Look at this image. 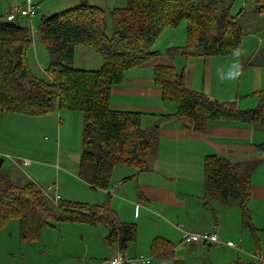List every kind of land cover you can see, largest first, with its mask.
Segmentation results:
<instances>
[{"label": "trees", "instance_id": "16d2710c", "mask_svg": "<svg viewBox=\"0 0 264 264\" xmlns=\"http://www.w3.org/2000/svg\"><path fill=\"white\" fill-rule=\"evenodd\" d=\"M234 1L128 0L126 8L110 11L115 27L110 38L105 35V11L86 3L43 17L36 37L49 54L48 80L30 71L26 59L32 43L29 28L15 20L0 19V111L33 117L62 110L82 113L78 176L96 189H106L116 165L144 169L145 158L156 152L158 140L155 130L140 127L141 113L111 109V88L122 82L125 72L159 55L153 51L155 40L164 29L183 21L187 44L169 49L168 56H238L242 30L230 13ZM257 7L264 19V0H258ZM79 46L91 47L99 54L103 61L100 69L74 68ZM154 79L163 91V100L176 102V116L188 118L196 132H204L214 121L264 123V89L258 94L261 105L241 112L234 102L220 103L187 89L184 69L157 67ZM7 178L0 176V227L17 219L23 241L39 239L53 221L104 224L108 243L121 252L136 240V226L116 221L107 204L60 202L54 207L34 183H14ZM204 183L210 198L225 203L249 196L243 167L216 155L206 159ZM243 219L246 223V214Z\"/></svg>", "mask_w": 264, "mask_h": 264}, {"label": "crops", "instance_id": "0c3cea01", "mask_svg": "<svg viewBox=\"0 0 264 264\" xmlns=\"http://www.w3.org/2000/svg\"><path fill=\"white\" fill-rule=\"evenodd\" d=\"M27 1L36 6L37 14L43 13L44 17L85 4H80L81 0H0V19L6 20ZM41 1L44 2L39 3ZM252 1L257 4V0ZM241 3L243 11L248 0ZM40 8L42 12H39ZM62 8L65 10L60 11ZM15 21L34 29L32 20L16 18ZM168 29L163 32L170 37L164 52L156 51L159 55L125 72L122 82L110 90L111 109L141 113L140 126L155 130L158 140L156 152L145 159L144 169L134 166L135 170L128 169L126 175L117 179L112 176L108 187L96 192V198L89 201L95 206L107 204L116 221L134 224L137 228L136 240L123 252L116 245L107 243V233L104 238L109 254L101 264L118 253L127 259L144 256L150 259V264L153 260L160 261L156 264H264V123L214 121L209 122L204 132H196L188 118L176 116L177 103L163 100V91L154 79L157 67H168L178 72L184 69L187 89L220 103L234 102L239 111L247 112L261 105L258 94L264 89L261 81L264 67L257 68L244 93L228 98L217 97L211 93L210 87L211 61L216 60L197 55L187 58L180 54L168 56L165 52L169 49L184 47L176 30L167 32ZM185 40L187 44V37ZM86 48L93 49L83 47V52H87ZM199 60H203V64ZM99 61L102 65L103 61ZM61 113L55 114L59 116ZM83 122L84 117L82 126ZM211 155L243 167L249 179V196L246 199L225 203L206 194L205 165ZM15 165L20 168V162ZM25 179L28 178L22 182H26ZM28 180L33 181L32 178ZM51 187L54 191L47 188V200L51 202L57 194L61 202H66L57 193V184ZM90 189L98 190L91 185ZM243 214L247 216L246 223ZM83 225L92 229L103 225L107 231L104 224ZM85 231L96 233V230ZM104 232L100 230L99 233L103 235ZM191 233L216 234L222 244L185 242V236ZM226 242H232L234 246L229 247Z\"/></svg>", "mask_w": 264, "mask_h": 264}, {"label": "rangeland", "instance_id": "374dc122", "mask_svg": "<svg viewBox=\"0 0 264 264\" xmlns=\"http://www.w3.org/2000/svg\"><path fill=\"white\" fill-rule=\"evenodd\" d=\"M241 1L236 0L230 10L232 17L236 19L235 22L242 30L240 54L213 57L212 59L216 61H211L213 67L210 72V87L211 93L217 97L228 98L244 93L248 89L249 79L255 75L257 68L260 70L264 67V19L261 13L257 12L258 7L255 1L248 0L243 11ZM79 3H86L85 5L89 7L95 6L105 11V35L108 38L115 31L110 11L128 6V0H81ZM62 10L65 9L62 8L60 11ZM39 12H42L41 8ZM41 14L43 13H38L31 18L35 26L33 30L29 29L32 32V43L26 59L32 74L42 80H48L46 68L50 63L49 54L36 37L37 28L44 17ZM47 16L49 15L45 17ZM186 26V21H183L172 28L177 32L178 40L182 39L181 43L184 46L187 37ZM166 29L155 40L153 51L162 53L163 50L164 52L170 40V37L163 33ZM172 29H168L167 32H173ZM77 48L76 61L73 65L75 69L96 71L101 68L99 60L102 59L93 49L86 48L84 50L87 52H83V47ZM199 61L203 64V60ZM187 65L191 66L189 62ZM37 67L42 69L38 70ZM177 67L179 70V66ZM245 69L247 71H244ZM261 81L264 87L263 76ZM226 92L230 95L226 96ZM168 103L176 104L174 101ZM61 112L59 116L50 113L33 117L0 111V159L3 160L0 176L8 177L7 179L14 183L23 181L25 177L30 180L32 178L46 198L49 197L46 194L47 188L57 184L59 189L57 193L62 196L63 201L95 206L89 201L96 198L95 193L101 189H90V185L78 176L83 151V114L68 110ZM140 127L145 129L144 125ZM25 160L29 162V167L21 169L15 165ZM117 166L114 167L116 171L112 173L110 181L112 176L117 179L126 175L129 172L128 169L135 170V167L131 165ZM28 179H25L26 182H31ZM56 212L60 213L58 210ZM83 228L96 230V233L90 234ZM100 230L105 231L103 235H100ZM107 233L108 229L106 231L103 225L92 229L83 223L53 221L51 226L42 230L39 239L23 241L19 222L17 219H12L0 227V264H101L109 254L104 238ZM141 240L143 242V239ZM157 262L160 263L158 260H153L152 264Z\"/></svg>", "mask_w": 264, "mask_h": 264}, {"label": "built area", "instance_id": "2783aa9c", "mask_svg": "<svg viewBox=\"0 0 264 264\" xmlns=\"http://www.w3.org/2000/svg\"><path fill=\"white\" fill-rule=\"evenodd\" d=\"M37 15V8L33 5L30 1L25 2L23 6L18 8L16 12L12 13L8 16L6 20L14 21L16 18H25L27 20H31L32 17ZM28 162L21 161L20 168L27 167ZM49 191H54L53 187L48 188ZM61 201L59 195L55 194L54 198H51V203L55 206H59V202ZM185 242L187 243H195V244H203V245H210V244H222L216 234L212 233H191L185 236ZM229 247H233L232 242L225 243ZM105 264H150V259L144 256H136L131 259H127L123 257L121 254H116L112 258H110Z\"/></svg>", "mask_w": 264, "mask_h": 264}, {"label": "water", "instance_id": "95a60500", "mask_svg": "<svg viewBox=\"0 0 264 264\" xmlns=\"http://www.w3.org/2000/svg\"><path fill=\"white\" fill-rule=\"evenodd\" d=\"M2 163H3V160H2V159H0V168H1V165H2Z\"/></svg>", "mask_w": 264, "mask_h": 264}]
</instances>
